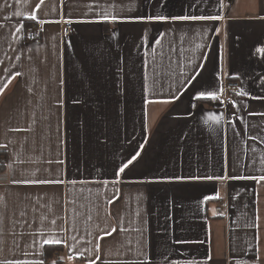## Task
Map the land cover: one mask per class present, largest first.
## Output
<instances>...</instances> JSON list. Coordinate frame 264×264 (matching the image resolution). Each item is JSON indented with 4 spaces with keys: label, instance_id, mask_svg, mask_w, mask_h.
<instances>
[{
    "label": "crops",
    "instance_id": "1",
    "mask_svg": "<svg viewBox=\"0 0 264 264\" xmlns=\"http://www.w3.org/2000/svg\"><path fill=\"white\" fill-rule=\"evenodd\" d=\"M0 151V264H264V0H0Z\"/></svg>",
    "mask_w": 264,
    "mask_h": 264
},
{
    "label": "built area",
    "instance_id": "2",
    "mask_svg": "<svg viewBox=\"0 0 264 264\" xmlns=\"http://www.w3.org/2000/svg\"><path fill=\"white\" fill-rule=\"evenodd\" d=\"M71 25L65 24L63 35H68ZM25 41L28 44H35L39 42V28L35 24H30L24 31ZM241 96V89L239 83L235 81H226L222 87V95L218 100L222 106H228L232 103V99ZM223 210L222 206L216 207L215 211L220 213Z\"/></svg>",
    "mask_w": 264,
    "mask_h": 264
},
{
    "label": "trees",
    "instance_id": "3",
    "mask_svg": "<svg viewBox=\"0 0 264 264\" xmlns=\"http://www.w3.org/2000/svg\"><path fill=\"white\" fill-rule=\"evenodd\" d=\"M31 23H26L25 25V29L27 28V26H29ZM5 167H6V153L4 151H0V173L5 171ZM63 248L62 246H46L45 247V251H44V255L45 257L48 258V256L54 252L58 253V252H62Z\"/></svg>",
    "mask_w": 264,
    "mask_h": 264
},
{
    "label": "snow or ice",
    "instance_id": "4",
    "mask_svg": "<svg viewBox=\"0 0 264 264\" xmlns=\"http://www.w3.org/2000/svg\"><path fill=\"white\" fill-rule=\"evenodd\" d=\"M211 19H215L216 17H210ZM31 19H36V17L35 16H32L31 17ZM185 19H187V18H185ZM199 19H205V17H203V16H201V17H199ZM68 23H71V21H68ZM125 167H127V165H125ZM124 169L123 168H121L120 169V171L122 172ZM262 179H264V177H262ZM41 183H48V182H51V181H40ZM56 182H59V181H56ZM112 232H115L116 231V229H112L111 230ZM106 235H111V232H109V233H106ZM101 238H103V237H101ZM55 243H60V241H54ZM45 243H50L49 241H45Z\"/></svg>",
    "mask_w": 264,
    "mask_h": 264
}]
</instances>
